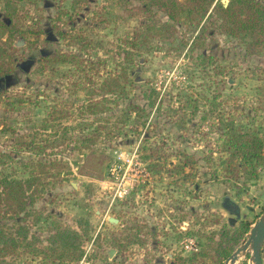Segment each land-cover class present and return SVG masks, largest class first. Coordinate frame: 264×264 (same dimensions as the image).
Instances as JSON below:
<instances>
[{"label": "rangeland", "instance_id": "obj_1", "mask_svg": "<svg viewBox=\"0 0 264 264\" xmlns=\"http://www.w3.org/2000/svg\"><path fill=\"white\" fill-rule=\"evenodd\" d=\"M138 5L0 0V17L8 21L11 13L26 32L14 36L5 59L12 71L0 77V152L9 155L0 177L38 176L25 222L38 239L35 247L45 246L60 223L82 234L79 264H174L206 245L207 235L216 240L223 227L252 226L264 212V159L251 178L240 170L237 180L230 179L220 124L229 118L264 133V51L252 53L245 37L224 35H216L209 50L191 51L180 40L190 44L198 29L184 23L173 43L155 39L129 48L125 41L146 20L167 19L155 8L133 11ZM54 52L74 53L81 62L57 64L48 60ZM122 67H128L125 92L105 95L103 111L91 114L92 99H101L98 84ZM131 103L140 105V115L129 111ZM20 141L30 144L17 152ZM179 152L195 161L182 172L174 167L184 159ZM150 155L166 156L160 172L150 170ZM2 223L16 225L12 218ZM249 256L242 253L235 264H251ZM4 264L49 259L18 248Z\"/></svg>", "mask_w": 264, "mask_h": 264}, {"label": "trees", "instance_id": "obj_2", "mask_svg": "<svg viewBox=\"0 0 264 264\" xmlns=\"http://www.w3.org/2000/svg\"><path fill=\"white\" fill-rule=\"evenodd\" d=\"M162 12L166 20L151 19L142 24L131 39L125 43L129 48H136L150 44L151 40L167 41L173 43L177 38L178 24H187L198 29L190 44L182 38L180 42L188 46L189 50H209L211 42L216 35L229 36L242 39L247 48L255 54L264 51V0H228L226 6L220 0H139V5L133 7V11L152 13L153 9ZM11 14V13H10ZM7 14L8 21L0 17V77L8 75L12 68L5 62L9 56V49L13 48L14 36H26V32L13 22L12 15ZM74 43V42H73ZM189 44V45H188ZM127 62L132 60V55L126 52ZM205 61L211 62L213 56L203 54ZM48 60L57 64L80 63V58L74 53L54 52L48 56ZM128 67H122L119 74L103 77L98 84L101 99H92L88 107L91 114L103 111L104 103L109 100L105 95H113L116 98L125 92ZM223 72L221 69L220 73ZM224 83V82H223ZM93 92V91H91ZM153 105V102H150ZM143 109L138 103L129 104V111L140 115ZM223 131L221 133V150L227 153L223 159V170L230 174V179L237 180L238 172L244 170L248 178L256 174V166L263 159L264 133L262 130L248 127L245 123L235 122L233 119H221ZM5 131L9 129L6 127ZM19 152L30 143L19 142ZM184 159L174 167L177 171H183L186 165L194 163V159L187 153L179 152ZM8 153L0 152V164L4 163L3 157ZM148 166L153 173L160 172L164 167L166 156L150 155ZM211 160V157H207ZM249 167V170L247 169ZM244 168V169H243ZM44 172V168L40 169ZM248 170V171H247ZM214 177L216 171L212 172ZM229 176V175H228ZM39 178L33 171L24 179H12L6 176L0 177V264L6 262L7 257H13L18 248H27L33 254H40L49 259V264H79L84 255L82 234L60 223H54L48 234L47 244L41 248L35 247L38 240L35 235L29 234L26 222L27 208L35 200L38 190ZM225 207L237 214V205L226 202ZM14 219L16 225H7L2 220ZM15 227L13 229V227ZM133 228L135 226H132ZM251 223H241L240 229H228L223 227L218 239L207 235L206 245H202L188 258H177L174 264H205L204 260H210L217 264H223L224 260L235 250L234 243L242 234L247 233ZM86 234V232H85ZM30 236V237H29ZM133 235L131 234L130 237ZM121 248V246H119Z\"/></svg>", "mask_w": 264, "mask_h": 264}, {"label": "water", "instance_id": "obj_3", "mask_svg": "<svg viewBox=\"0 0 264 264\" xmlns=\"http://www.w3.org/2000/svg\"><path fill=\"white\" fill-rule=\"evenodd\" d=\"M228 1H223L226 6ZM238 209V207H235ZM109 222L115 223L117 219L108 218ZM264 250V212L252 224L247 239L239 245L225 260L223 264H235L242 253L250 251L251 264H263Z\"/></svg>", "mask_w": 264, "mask_h": 264}]
</instances>
